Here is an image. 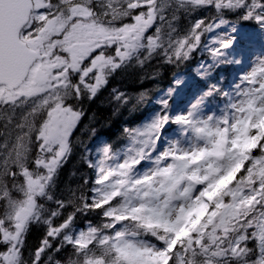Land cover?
<instances>
[{"label":"snow or ice","instance_id":"6c2138e0","mask_svg":"<svg viewBox=\"0 0 264 264\" xmlns=\"http://www.w3.org/2000/svg\"><path fill=\"white\" fill-rule=\"evenodd\" d=\"M194 54L200 79L178 75L122 149L74 138L118 69ZM112 93L117 116L132 97ZM77 143L86 169L57 197ZM0 264H264V0H0Z\"/></svg>","mask_w":264,"mask_h":264},{"label":"trees","instance_id":"16d2710c","mask_svg":"<svg viewBox=\"0 0 264 264\" xmlns=\"http://www.w3.org/2000/svg\"><path fill=\"white\" fill-rule=\"evenodd\" d=\"M159 59L158 57L143 67L133 62L121 70L118 81L119 87L124 90L128 89L126 93L130 94L132 99L121 107L118 119L112 115V110L106 106L105 100L100 101V97H96L95 100L89 101L86 105L87 113L81 125L84 126L86 121H91L90 125L97 127L100 133H108L111 136L110 141L115 146H122L125 142V138L121 137L124 126L138 125L147 116L148 112L154 108L152 103L159 92L171 85L175 76L181 70L186 72L192 71L193 65L191 61H188L180 69H176L175 66L170 64H158L157 61ZM226 67L229 71L236 72L237 70V67L234 65H228ZM157 68L160 69L159 73L149 78L151 73ZM114 78H116V75ZM199 79L200 77L198 76L197 80ZM143 92L147 93L146 101H138L139 95ZM110 125L114 126L110 127ZM78 137L82 139L80 129H77L74 133V138ZM81 150L80 144L77 143L71 156L60 169L55 185V194L57 197L67 198L69 188L74 187L82 179L80 176L73 175L74 172L79 173L86 169V166L80 160ZM42 232L43 229L39 226H34L31 229L26 245L28 251H31L39 243L42 238Z\"/></svg>","mask_w":264,"mask_h":264},{"label":"rangeland","instance_id":"374dc122","mask_svg":"<svg viewBox=\"0 0 264 264\" xmlns=\"http://www.w3.org/2000/svg\"><path fill=\"white\" fill-rule=\"evenodd\" d=\"M200 10L201 9L191 13L190 15H188L186 17H183L182 21H181V28L187 29L197 19H199L201 17V14L202 15L206 14V12H200ZM214 14L215 13H213L212 15H214ZM229 27H230V25H222L220 28H217L212 33H210L209 36H217V35H220L222 33H225L228 31ZM239 31L241 33V39H242L244 45L248 46L249 51L251 52V49L254 47V46L248 45V40H249V36L251 34V29L248 28L247 26L241 24ZM201 58H202L201 56L194 54L192 59H191L193 61L192 71H190V72L181 71L178 74L179 76H183L185 78V83H188L191 80V78H193V77L195 79H197L198 75L196 74L194 69L196 68V65L198 64V62L200 61ZM247 66H248L247 64L242 65V66H236L237 67L236 72L243 71L244 68ZM176 77H175V80H176ZM175 80H174L173 85L171 87L175 86ZM171 87H169V88H171ZM169 88L165 89L164 91H161L160 97L158 98V100L161 98H166V93H167V90ZM188 92H189V90L185 89L184 85H180L179 87H177V93L178 94L176 96H174V99L176 100V104L174 105V110L178 111V110H181L185 107L184 101H187V99H188ZM157 105H158L157 110L150 112V114L148 115V117L144 121L149 120L157 111H159L161 105H159L158 103H157Z\"/></svg>","mask_w":264,"mask_h":264}]
</instances>
